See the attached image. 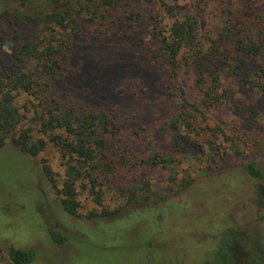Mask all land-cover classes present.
<instances>
[{"label": "rangeland", "instance_id": "374dc122", "mask_svg": "<svg viewBox=\"0 0 264 264\" xmlns=\"http://www.w3.org/2000/svg\"><path fill=\"white\" fill-rule=\"evenodd\" d=\"M100 1L107 2L95 6ZM165 1L174 8L172 16L160 0L46 4L44 11L62 3L87 10L52 83L86 109L109 112L113 134L103 135L107 166L91 173L94 184L75 181L76 211L69 214L60 189L71 158L49 140L65 132L41 126L54 110L49 97L38 98L48 93L42 85L47 80L38 79L30 94L12 91L18 129L28 130L29 138L6 140L0 149V264H7L10 245L33 250L30 264H207L210 250H227L233 264H264V208L256 194L257 186L264 187V96L254 87L262 60L234 45L239 37L264 51V0ZM9 10L0 15L4 80L32 69L35 60H17L13 53L39 32L14 13L21 10ZM185 13L196 18L203 48L211 41L244 61L242 71L225 81L221 101L206 110L194 68L181 62L172 67L155 56L157 33L167 35L173 19ZM201 76L205 84L210 79L207 72ZM153 155L169 162L174 174L153 163ZM248 162L259 168L260 178L247 174ZM182 181L188 186L172 194Z\"/></svg>", "mask_w": 264, "mask_h": 264}, {"label": "trees", "instance_id": "16d2710c", "mask_svg": "<svg viewBox=\"0 0 264 264\" xmlns=\"http://www.w3.org/2000/svg\"><path fill=\"white\" fill-rule=\"evenodd\" d=\"M52 2L53 0H44L43 2L40 0H0V15L7 16L9 9L14 11L13 8L21 10L20 12L14 11V13H18V16L25 19L26 22H33L38 26L39 31L38 35L26 40L18 52L13 53L17 60H23L25 57L35 60L32 69H27L24 73L22 71L17 72L14 77L8 80H4L2 73H0V149L6 140L15 143L18 141L27 143L29 138L28 130L18 129L20 115L14 106L12 91L21 89L29 94L33 93L34 86L32 85H37L38 79H46L47 83L42 85L45 86L44 90L46 89L48 93L41 94L38 98L41 102L49 97L54 104V110L48 112V118L46 122L41 123V126L44 130L61 127L65 132L64 137L53 135L49 140L71 158L66 163V174L60 189V202L67 213L74 215L76 211L74 183L76 180L84 178L87 182L94 184L95 176H91V173L102 171L104 166H107L103 161L107 156L105 152L107 144L103 135H110V130L114 124L109 112L86 109L79 98H77L78 101L73 99V93L68 89L55 91L52 77L60 73V62L66 61L72 34L77 30L79 19L81 20L87 10L79 9L76 4L75 6H67L62 3L60 7L52 5L50 10L44 11L46 4L50 5ZM106 2L100 1L95 6L99 7L101 4L105 6ZM160 4L165 13L172 16L174 13L173 6L165 0H160ZM25 8L28 11H23ZM222 8L225 10L224 13L230 16L227 3L223 2ZM228 32V29H224V38L228 37ZM157 34L160 35V46L155 56L163 59L172 67H175L178 62L190 65L198 74L195 78V85L201 93L200 103L203 110L213 107L221 101L225 91L224 87H226L225 81L238 75L244 67L243 57L220 52L211 41L206 45V48H203L197 35V21L192 14L185 13L179 18H174L169 24L167 35ZM234 45L237 51L245 55L261 58L262 61L257 67L260 81H256L254 87L258 88L261 96H264V51H261L259 44H246L239 37L234 38ZM219 57H222L223 60L218 67L215 61ZM203 72H207L210 76L206 84L201 76ZM10 82L12 86L8 87L7 84ZM53 111L60 114L53 115ZM157 158V155H153L151 161L155 164L162 163L164 167L169 163L164 159ZM103 163L105 165H102ZM243 168L252 177L260 178L262 176L259 168L251 162L245 163ZM166 169L172 171V175L174 174L171 166L166 167ZM169 180L174 181L173 178ZM188 184L189 181H182L179 188L172 194L186 188ZM256 194L258 205L264 208V187L257 186ZM101 212L103 214L115 213L104 210ZM259 219H264V213L259 215ZM53 238L58 242L64 240L63 237L53 236ZM205 253L208 255L207 264H233L232 254L227 250L219 255L216 250ZM228 256L231 258V263ZM5 257L7 264H30L34 257V251L10 245L6 248ZM189 261L191 264H198V262Z\"/></svg>", "mask_w": 264, "mask_h": 264}, {"label": "flooded vegetation", "instance_id": "af4514ba", "mask_svg": "<svg viewBox=\"0 0 264 264\" xmlns=\"http://www.w3.org/2000/svg\"><path fill=\"white\" fill-rule=\"evenodd\" d=\"M192 249V248H191ZM199 249V248H198ZM202 250H199V252L201 253Z\"/></svg>", "mask_w": 264, "mask_h": 264}]
</instances>
